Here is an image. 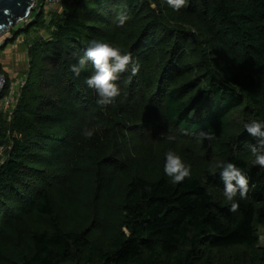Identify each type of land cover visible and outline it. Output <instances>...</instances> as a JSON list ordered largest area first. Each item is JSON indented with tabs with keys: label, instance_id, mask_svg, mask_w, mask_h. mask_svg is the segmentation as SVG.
I'll return each instance as SVG.
<instances>
[{
	"label": "trees",
	"instance_id": "1",
	"mask_svg": "<svg viewBox=\"0 0 264 264\" xmlns=\"http://www.w3.org/2000/svg\"><path fill=\"white\" fill-rule=\"evenodd\" d=\"M42 1L1 46L25 34L29 65L0 108V264H264V168L243 127L264 122V0H61L50 18ZM92 40L140 67L105 108L84 83L91 63L69 70ZM153 107L163 135L140 141ZM170 150L190 179L165 175ZM221 161L249 178L237 212L209 172Z\"/></svg>",
	"mask_w": 264,
	"mask_h": 264
},
{
	"label": "clouds",
	"instance_id": "2",
	"mask_svg": "<svg viewBox=\"0 0 264 264\" xmlns=\"http://www.w3.org/2000/svg\"><path fill=\"white\" fill-rule=\"evenodd\" d=\"M166 2L174 11L186 7V0H166ZM126 19L125 16L118 17V26H122ZM89 62L93 71L91 75L85 78L84 83L89 89L95 91L96 104L101 108L115 104L121 94L117 82L120 80L121 75L129 70V67L133 76L140 71L139 64L133 63L130 52L124 54L119 48L104 41H90L84 55L72 64L69 70L75 77H79L82 71L87 69ZM243 127L247 134L255 140V144L250 146L251 154L254 157L253 164L264 168V122L253 120L244 123ZM95 132V128H85L82 135L85 139H91ZM200 136L208 141L216 138L211 131L201 132ZM169 139L174 138L169 137ZM217 169H220L219 177L224 184V197L232 202L229 211L237 212L239 204L234 202V198L237 193H239L241 199L247 197L249 178L231 162L221 161L216 163L214 167L209 169L210 174L216 175ZM164 173L171 178L173 184H179L186 178H191V166L186 165L179 155L170 150L166 153Z\"/></svg>",
	"mask_w": 264,
	"mask_h": 264
},
{
	"label": "rangeland",
	"instance_id": "3",
	"mask_svg": "<svg viewBox=\"0 0 264 264\" xmlns=\"http://www.w3.org/2000/svg\"><path fill=\"white\" fill-rule=\"evenodd\" d=\"M47 18H50L49 14H47ZM12 28L13 27H10L0 36V91L4 90L6 82L8 80L11 83V91L9 97L4 99L3 101H0V108L4 110L5 113H9L10 109L12 108L11 103L16 100L21 86L25 83V74L29 65L26 44L27 37H25V34L18 37L14 43H11L4 48L1 47L2 44L6 43L8 37L10 36V30ZM37 34L46 36L47 31L43 29L39 33L37 32ZM32 36H35V34H32L31 37ZM4 74L7 76V78L6 76H4ZM157 114L158 113L155 107H153L152 112H150V115L148 114L145 119V121L147 122V126L144 127L143 130H139L137 131V133H135L140 141H150L153 140L156 136L161 137L163 135V130L160 127L162 121ZM132 143L134 142L131 141L130 145ZM195 144H198V142H195ZM135 147L132 148L133 151L135 150ZM198 148L199 147H195V149ZM257 232L259 236V246L261 249H264V225L259 226Z\"/></svg>",
	"mask_w": 264,
	"mask_h": 264
},
{
	"label": "water",
	"instance_id": "4",
	"mask_svg": "<svg viewBox=\"0 0 264 264\" xmlns=\"http://www.w3.org/2000/svg\"><path fill=\"white\" fill-rule=\"evenodd\" d=\"M35 4L36 0H0V36L5 28L28 19ZM191 36L194 38V32H191Z\"/></svg>",
	"mask_w": 264,
	"mask_h": 264
},
{
	"label": "built area",
	"instance_id": "5",
	"mask_svg": "<svg viewBox=\"0 0 264 264\" xmlns=\"http://www.w3.org/2000/svg\"><path fill=\"white\" fill-rule=\"evenodd\" d=\"M60 2H61V0H43L41 6H43L47 10H51L56 4H60ZM37 3H38V0H36L35 7H36ZM6 98H4V99H6Z\"/></svg>",
	"mask_w": 264,
	"mask_h": 264
},
{
	"label": "crops",
	"instance_id": "6",
	"mask_svg": "<svg viewBox=\"0 0 264 264\" xmlns=\"http://www.w3.org/2000/svg\"><path fill=\"white\" fill-rule=\"evenodd\" d=\"M60 8V4H56L51 10H56V9H59ZM51 10H47V9H45V12H46V14H50L49 12L51 11Z\"/></svg>",
	"mask_w": 264,
	"mask_h": 264
},
{
	"label": "bare ground",
	"instance_id": "7",
	"mask_svg": "<svg viewBox=\"0 0 264 264\" xmlns=\"http://www.w3.org/2000/svg\"><path fill=\"white\" fill-rule=\"evenodd\" d=\"M9 27H11V26H9ZM9 27L5 28L4 31H6L7 29H9ZM2 34H3V33H2Z\"/></svg>",
	"mask_w": 264,
	"mask_h": 264
}]
</instances>
